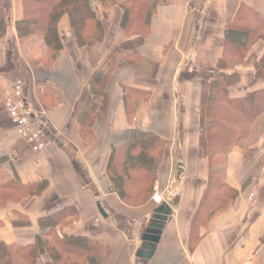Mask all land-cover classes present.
Instances as JSON below:
<instances>
[{"label": "crops", "instance_id": "1", "mask_svg": "<svg viewBox=\"0 0 264 264\" xmlns=\"http://www.w3.org/2000/svg\"><path fill=\"white\" fill-rule=\"evenodd\" d=\"M10 1L8 38L0 40V186L45 180L48 187L25 206L0 210V242L32 244L40 217L69 208L74 221L64 232L102 244L101 264H264V129L254 140L251 129L214 168L238 196L200 227L197 246H189L192 219L210 180L209 162L198 146L202 85L195 76L216 69L223 28L238 4L264 11V0H158L148 35L128 38L121 28L123 12L95 5L106 20L104 43L83 49L69 44L49 69L33 54L35 40L20 42L17 4ZM96 72L110 77L96 113L81 120ZM21 79L46 132L47 148L39 154L4 108V92ZM135 130L167 143L154 189L164 192L172 215L151 259L138 253L160 206L152 197L141 206L125 204L108 175L109 167L119 172L130 161L128 141ZM228 194L216 185L205 202L212 210L224 205Z\"/></svg>", "mask_w": 264, "mask_h": 264}, {"label": "trees", "instance_id": "2", "mask_svg": "<svg viewBox=\"0 0 264 264\" xmlns=\"http://www.w3.org/2000/svg\"><path fill=\"white\" fill-rule=\"evenodd\" d=\"M16 4L15 27L20 42L27 45L32 39L43 46L42 63L49 69L69 44L83 49L104 43L108 33L106 20L95 5L106 12L119 8L123 12L121 28L128 38L148 35L158 0H16ZM11 7L10 0H0V40L8 38ZM220 46L222 55L216 69L195 76L202 85L198 146L209 162L210 180L202 206L192 219L191 250L203 238L200 227L208 224L218 209L238 196L214 168L225 161L236 144L248 137L250 126L264 114V11L240 2L233 18L223 28ZM109 77L98 72L91 77L81 120L89 121L90 115L96 113ZM131 94L128 91L124 97L126 102ZM128 146L130 161L119 172L109 167L108 175L125 204L141 206L153 195L167 143L155 134L135 130ZM216 185L219 190L228 189L229 196L224 205L211 210L205 201ZM47 187L45 180L31 185L0 186V210L8 204L25 206L39 198ZM72 211L64 208L40 217V234L34 237L32 244L0 242V264H46L43 261L46 256L49 258L47 264H101L105 253L102 244L84 235L64 232V227L74 221Z\"/></svg>", "mask_w": 264, "mask_h": 264}, {"label": "built area", "instance_id": "3", "mask_svg": "<svg viewBox=\"0 0 264 264\" xmlns=\"http://www.w3.org/2000/svg\"><path fill=\"white\" fill-rule=\"evenodd\" d=\"M4 108L16 131L32 151L36 154L45 151L47 143L44 140V132L36 123L39 111L29 99L24 81H17L4 92ZM152 200L157 204L163 203L164 192L158 187L155 188Z\"/></svg>", "mask_w": 264, "mask_h": 264}, {"label": "water", "instance_id": "4", "mask_svg": "<svg viewBox=\"0 0 264 264\" xmlns=\"http://www.w3.org/2000/svg\"><path fill=\"white\" fill-rule=\"evenodd\" d=\"M105 216L104 212L101 211ZM172 211L167 205L158 207L151 217L145 233L142 237V246L138 253L139 257L151 259L160 241V237Z\"/></svg>", "mask_w": 264, "mask_h": 264}, {"label": "rangeland", "instance_id": "5", "mask_svg": "<svg viewBox=\"0 0 264 264\" xmlns=\"http://www.w3.org/2000/svg\"><path fill=\"white\" fill-rule=\"evenodd\" d=\"M30 49H33V47H31ZM44 51H45V49L43 48V46H39L38 45V47H36V48L33 49V54H34V56L36 58H40L41 61H44V57H43ZM254 123L250 126L249 133H248V137H249L250 132H251V129H253L252 130V133L250 135L251 139H253V140L255 139V137L258 138L262 134V130L264 129V115H263V117L259 121H257V123L255 125H254ZM45 136H46V132H45ZM153 194H154V192H153Z\"/></svg>", "mask_w": 264, "mask_h": 264}]
</instances>
